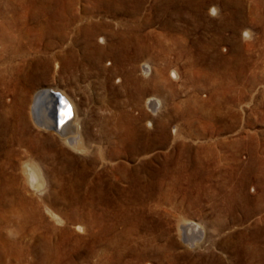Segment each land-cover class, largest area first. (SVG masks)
<instances>
[{"label": "rangeland", "instance_id": "obj_1", "mask_svg": "<svg viewBox=\"0 0 264 264\" xmlns=\"http://www.w3.org/2000/svg\"><path fill=\"white\" fill-rule=\"evenodd\" d=\"M132 1L124 0L129 13L114 15L91 0H0V71L4 60L11 70L6 93L0 84V116L52 138L38 143L42 160L16 144V170L0 147V185L13 186L12 171L21 180L20 194L1 196L10 203L0 209V264H264V0H136L137 10ZM64 2L88 17L78 29L58 15L71 14ZM98 16L133 20L151 45L147 56L134 65L125 51L107 48L124 26L91 37L86 23ZM41 90L77 102L89 129L85 151L36 125ZM184 115L194 117L192 127ZM104 124L128 133L145 127L150 150L131 155L130 143L101 137ZM24 162L38 167L42 188L27 182ZM93 199L103 207L87 212Z\"/></svg>", "mask_w": 264, "mask_h": 264}, {"label": "bare ground", "instance_id": "obj_2", "mask_svg": "<svg viewBox=\"0 0 264 264\" xmlns=\"http://www.w3.org/2000/svg\"><path fill=\"white\" fill-rule=\"evenodd\" d=\"M91 1H92L93 4H96L99 7L107 6L110 12L113 9L114 10V12H113L114 15H116L118 12H125V13L126 12H128V13L130 12V9L129 10L125 9V8L129 7V5H127L128 3L126 4L124 2V0L120 1V2H113L112 0H94V1L91 0ZM132 3H133V5H131V7H132L131 9H134V10L136 9L137 10L138 8L141 7V3L137 2L136 0H133ZM71 5L73 7L74 3L72 2L71 4H67L66 2H64V3L61 4L63 9H72L71 14L61 13V14H58V15L62 16V19L64 18L65 21L66 20L68 21V22L66 21V23H65V27L66 28H68L69 27V23H71V24L77 25V29H78L79 28L78 26L80 25L79 22L82 23L84 21L83 18H88V17H86L84 15L80 16V14L77 16L76 12L73 11L74 7L72 8ZM95 7H93V8H95ZM42 9L45 10V11H51L53 13V10H51V9H47L45 7H42ZM91 11L94 12L93 10H91ZM89 18L92 19V17H89ZM98 18L100 19V16H98ZM115 20L116 21H113V20H111V21H103V20L100 19V20H96V21L91 20V22L88 21V23H86V27L88 28L87 30H89V35L91 37H95V35H97L99 33H102V32H105L108 35L118 34V28H122L124 26L126 31H125L124 34H122V32L119 34V36L121 37L120 42L115 44V45H111L109 43V45L107 44L108 45L107 48H109L110 50L111 49L114 50V48H116V49H118L120 51H125V54L126 53L128 54V52H129L128 47H130V46L134 47L135 52L132 51L131 55L130 54L129 55L126 54V58H128V60H130V62L132 64H134V63L136 64V60L138 58H143V57L147 56L146 54H148L149 47L151 45L148 42V39L141 38L137 33L134 32V28H132V26H130V25H132V22H134L133 20L132 21L130 20V22L122 20L121 18L120 19L116 18ZM144 24H145L144 22L141 23L142 26ZM126 27H127V29H126ZM66 28H64V26H63L62 30H64V29L67 30ZM91 45H92L91 42L86 41L85 48H89ZM97 47L99 49H103V47H99V46H97ZM16 49H18V48H16ZM126 50H128V51H126ZM15 52H16V50H15ZM118 55H119V53L117 54V59H118L117 62L121 63V61L119 60L121 58H119L120 56H118ZM120 55H122V54H120ZM62 57L63 56H61V59H62ZM65 57L66 56H64L63 58H65ZM17 59H19V58H17ZM65 59H67V58H65ZM1 66H3V67H1L2 69L0 71V81H1L0 84H2V86H4L3 88L5 89V93H6L8 91V88L11 87V86L7 87V81H6L7 77L5 78V74L8 73L10 69H8L9 67H7L5 60L3 61ZM14 70L17 71V70H19V68H16ZM4 71L6 73H4ZM150 71H152V68L150 67L149 64H147V62H145L144 69H143L144 74L146 73L148 75ZM11 74H12V72H11ZM173 74L175 76H177L175 72H173ZM146 82H148V81H146ZM18 87H19V85H18ZM59 93H60L59 91H56V92L54 91L52 93V92H49L47 90H41V91H39L36 94V96H34L33 104H32V115H33L34 122L36 123V125H39L40 127H43L47 131L55 132L56 134H58V136L63 141V143L69 144V146H71L72 148H74V149H76L78 151H85V146H84V143H83V134H84V132L89 134V129H85L84 130L82 128V125H81V122H80V119H79V116H78V112H77L78 104H77V102L75 100H73V102H74L73 103L67 97V95H64L65 93L62 92V95H64V100L66 102H70L71 105H72L73 116L72 117L68 116V118H67V114L63 112L65 107L67 106V104L64 103L65 102L64 100L59 99V95H60ZM0 96H2V94ZM2 102H4V100ZM63 104H64V106H63ZM147 104H148L149 108H151L152 110L155 111V110H157L159 108L160 101L156 100L155 98H153V99H149ZM5 111H6V109L5 110H1V112L6 114ZM7 112H9V111H7ZM174 114L175 115H172V116H176V117L180 116V113L177 112V111ZM191 114L192 113L190 112L189 115H191ZM186 117L184 115L183 119H185ZM64 118H65V120H63ZM134 118L136 119V121L139 120V123H140V120H141L140 117L135 116ZM193 118L194 117L192 116V118L190 120L185 119L186 120L185 121L186 124L189 125L190 127H192L193 123L195 122V120H193ZM14 120L16 122V119H14ZM6 123H8L9 125L6 124ZM136 123L138 124V122H136ZM1 124H2V126H0V132H2L5 135V143H0V147L3 146V145L7 146L8 149H7V152H5V156L9 160H13V165H14L13 168H14V170H16L17 167L21 165L20 164L21 163L20 159L23 158V156H21L22 154L20 153V150H18V148H16V146H15L16 144H18L19 146H21L23 144V146L25 147L24 153H25L26 156H32L33 158L36 157L38 159L40 158L41 160L46 157V152L41 147H39L38 143H51L52 138L50 136H47L45 141H42L39 138L40 137L39 134L38 135L33 134V131L30 129V124L27 121L25 123V127L23 128V131L20 130L18 128V126H14L13 123H10L9 120L6 122V120L3 117L0 116V125ZM10 124H12V128L10 127ZM107 124H109L108 120H107ZM147 124H148V126H152L153 123L151 121H149ZM144 128H142L141 126H138L136 129H133L131 132L129 131L130 133H128V132H125V131L120 130V129L111 128V127H109V126L104 124L102 126V130H101V137H103L107 141L108 140L111 141L112 140L111 138H115L116 139L115 142L119 143V144H121V143H130L129 144V150H130V154L131 155H135V154H139V153H146L151 148V143H152V140H153V136L151 135L150 131L145 130ZM175 131L177 132V130H175ZM163 134H165V133H163ZM15 140H16L17 143H15ZM41 149L43 151H41ZM24 163L25 164H24V167H23V172L25 173V178H26L27 182L32 187H34V189L35 188H37V189L42 188L44 186V184H45V180L43 178L44 176L42 177V174L40 173L38 167L33 162H24ZM1 166H2V163L0 162V167ZM12 174H13V177H12L13 186H10L6 182L0 185V192H1L0 193V209H2L1 207H4L6 204L10 203V202H7V201L1 199L2 198L1 196L7 195L8 192H12V193H14L16 195L20 194V190H21L20 188L17 189V190L14 189L17 186V184L21 183L20 182L21 181L20 177L16 174V171L15 172L12 171ZM92 182H93V180H90L88 182V185H92ZM95 188H96V186H95ZM92 198H93V196H92ZM14 200H16V199H14ZM17 200H16V202H17ZM10 201H11V199H10ZM11 204H12V202H11ZM103 204H104L103 202H97L95 199L89 200V201L86 200V202L83 204V208H84V210L89 212L91 209L93 210L94 208H97V207L98 208L103 207ZM9 207H11V206H9ZM2 213H1V215H2ZM86 214L87 213H85L83 219L87 221L89 214L88 215H86ZM89 217H90V215H89ZM98 224H100V223H98ZM186 228H188V227H186ZM182 229H180V230L182 231ZM188 234H189V232H188ZM51 238H52L51 235L45 236V240L43 242L44 248L47 245L46 242H49ZM48 246H50V245H47V247ZM2 253H3V251H2Z\"/></svg>", "mask_w": 264, "mask_h": 264}, {"label": "water", "instance_id": "obj_3", "mask_svg": "<svg viewBox=\"0 0 264 264\" xmlns=\"http://www.w3.org/2000/svg\"><path fill=\"white\" fill-rule=\"evenodd\" d=\"M59 99L64 100V96L60 94L59 95ZM64 103H66L67 106L65 107V109H64L63 112L67 114V118H68V116H71L72 117L73 116V111H72V105H71V103L70 102H66V101ZM63 106H64V104H63ZM63 120H65V118Z\"/></svg>", "mask_w": 264, "mask_h": 264}]
</instances>
